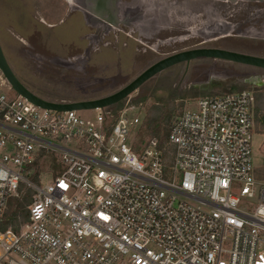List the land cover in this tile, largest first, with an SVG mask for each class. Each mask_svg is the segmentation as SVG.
<instances>
[{"label": "built area", "instance_id": "1", "mask_svg": "<svg viewBox=\"0 0 264 264\" xmlns=\"http://www.w3.org/2000/svg\"><path fill=\"white\" fill-rule=\"evenodd\" d=\"M253 93L200 97L162 146L135 145L144 104L133 94L93 116L58 112L0 71V264H264ZM50 154L59 173L44 182L36 164Z\"/></svg>", "mask_w": 264, "mask_h": 264}, {"label": "rangeland", "instance_id": "2", "mask_svg": "<svg viewBox=\"0 0 264 264\" xmlns=\"http://www.w3.org/2000/svg\"><path fill=\"white\" fill-rule=\"evenodd\" d=\"M18 1L0 0V46L20 83L32 92L50 96L48 101L78 102L109 96L156 62L199 48L223 49L264 58V39L255 38H264V0H192L189 14L192 18L184 14L182 17L185 18H182L176 13L175 6V12L172 9L167 19L162 18L158 34L146 38L136 32L130 33L125 26L120 27L121 31L92 28L81 17L59 24L63 18L59 13L40 16L38 20L18 19L13 15ZM30 13L32 16L31 10ZM159 16L158 10V20L161 19ZM53 25L57 26L48 28ZM13 33L29 40L35 46L34 51L15 42ZM89 36L95 38L94 50L89 59L82 51V65L66 68L57 63L54 57L70 56L64 51L68 48L63 46L76 40L78 43L82 38L84 50L91 43ZM208 40L214 41L204 43ZM23 48L26 51H22ZM257 76H264V71L207 58L181 63L157 74L133 93L144 104L141 124L134 136L135 145L155 138L149 131L152 118L156 117L158 122L160 140L156 139L162 146L164 134L169 132L173 120L183 111L194 109L197 97L251 90L254 92V131L260 129L263 132L252 135V164L256 178L264 181V79L261 82L253 80ZM214 80L218 85L202 88ZM257 96L259 101L256 103ZM81 114L93 116L95 112ZM56 162L54 154L38 161L36 171L44 182L59 173Z\"/></svg>", "mask_w": 264, "mask_h": 264}, {"label": "flooded vegetation", "instance_id": "3", "mask_svg": "<svg viewBox=\"0 0 264 264\" xmlns=\"http://www.w3.org/2000/svg\"><path fill=\"white\" fill-rule=\"evenodd\" d=\"M193 3L192 0H48L44 2L41 0H20L16 5L14 13H12L13 15L15 14V17L18 19L26 17L28 19L37 20L40 16L46 17L51 14L59 13L64 18L60 19L62 21H60L59 24L70 21L73 18L76 19L75 17H81L86 25L89 24L92 28L94 27L98 29L99 27H107V29L113 31H121L120 27L125 26L130 33L136 32L139 33L140 36L146 38L158 34V25L161 24L162 18L167 19L172 12H175V6L178 15L182 17L184 14L183 16L192 18L189 14L192 10ZM172 9H174V11H172ZM30 10L33 13L32 16ZM158 10L159 17H161L160 20H158ZM39 22L41 24L44 23L41 21ZM56 26L57 25L48 26V28H54ZM142 27L149 29H142ZM12 37L15 42L34 51L35 46L29 40L25 41V39H22V37L14 33L12 34ZM255 38L264 39L262 37ZM88 39H90L91 43H89L84 50L82 49V38L79 39L78 43L76 40L73 44L63 46L65 47L64 49L68 48V50L64 51H67V53H65L70 56L66 58L54 57L57 58V63L66 68H71L72 66L77 68L79 65H82L84 57L89 59L90 53L94 50L92 43L95 38L89 36ZM210 41L214 40L205 41L204 43ZM25 48H23L22 51H26ZM82 51L85 54L84 57ZM261 79H264V76L253 78V80L259 82H261ZM253 80L251 79V81ZM216 85H218V83L214 80L213 82L204 84L202 88H210L211 86ZM30 92L44 100L51 98L42 93Z\"/></svg>", "mask_w": 264, "mask_h": 264}, {"label": "water", "instance_id": "4", "mask_svg": "<svg viewBox=\"0 0 264 264\" xmlns=\"http://www.w3.org/2000/svg\"><path fill=\"white\" fill-rule=\"evenodd\" d=\"M207 58L216 61H223L229 63H235L245 65L257 69L264 70V58L256 57L252 55L241 54L233 51L215 49V48H199L189 51L180 52L171 56H168L142 72L128 85L120 89L119 91L99 99L78 101V102H67L64 104L53 103L48 100H44L32 94L28 91L22 83L16 78L8 65L2 48L0 46V71L7 79L12 89L19 95L25 97L32 103L41 108L63 112V111H91L95 109H101L104 107L112 106L120 103L127 96L137 91L146 81L153 78L157 74L181 63H188L190 61Z\"/></svg>", "mask_w": 264, "mask_h": 264}, {"label": "trees", "instance_id": "5", "mask_svg": "<svg viewBox=\"0 0 264 264\" xmlns=\"http://www.w3.org/2000/svg\"><path fill=\"white\" fill-rule=\"evenodd\" d=\"M233 92H235V91H233ZM258 101H259V97L257 96L256 97V103ZM149 122H150V124H149L150 134L152 135V137H155V138L159 139L158 138V135H159V131H158L159 130V126H158V122L156 120V117L155 118H152ZM254 130H255V128H254ZM255 133L256 134H259V135H262L263 134V132H261L260 129H257V131ZM165 134H164V136H165V139L164 140H166L168 133L166 135ZM36 167H37V164H36ZM262 171H263V177L262 178H264V170H262ZM35 179L36 178H34V180ZM29 202H30V193H28L25 197H23V200L22 201H19L17 199H12L10 201V203H9V208H8V211L6 212V215H5V218L7 220V223L5 224V226H7L8 224H14V223H16V216H17V214L19 212L21 214H24V206L26 204H29Z\"/></svg>", "mask_w": 264, "mask_h": 264}, {"label": "crops", "instance_id": "6", "mask_svg": "<svg viewBox=\"0 0 264 264\" xmlns=\"http://www.w3.org/2000/svg\"><path fill=\"white\" fill-rule=\"evenodd\" d=\"M199 97H204V96H199ZM199 97H197V98H199ZM197 98H196V99H197Z\"/></svg>", "mask_w": 264, "mask_h": 264}, {"label": "bare ground", "instance_id": "7", "mask_svg": "<svg viewBox=\"0 0 264 264\" xmlns=\"http://www.w3.org/2000/svg\"><path fill=\"white\" fill-rule=\"evenodd\" d=\"M72 2V1H71ZM68 3V2H67ZM70 3V2H69ZM219 39V38H218ZM209 41V40H208Z\"/></svg>", "mask_w": 264, "mask_h": 264}]
</instances>
